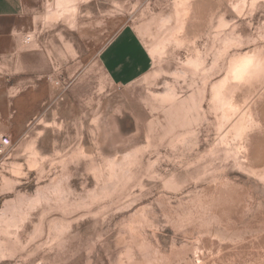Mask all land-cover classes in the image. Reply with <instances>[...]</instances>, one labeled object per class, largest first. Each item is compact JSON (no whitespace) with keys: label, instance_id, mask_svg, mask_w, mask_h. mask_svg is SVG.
Masks as SVG:
<instances>
[{"label":"rangeland","instance_id":"374dc122","mask_svg":"<svg viewBox=\"0 0 264 264\" xmlns=\"http://www.w3.org/2000/svg\"><path fill=\"white\" fill-rule=\"evenodd\" d=\"M25 36L0 264H264V0H37Z\"/></svg>","mask_w":264,"mask_h":264},{"label":"crops","instance_id":"0c3cea01","mask_svg":"<svg viewBox=\"0 0 264 264\" xmlns=\"http://www.w3.org/2000/svg\"><path fill=\"white\" fill-rule=\"evenodd\" d=\"M36 2L37 0H0L1 59H20L22 57L21 59H25L26 61V65L24 63L25 66L33 65V67H39L40 63L43 64V60H41L42 55L20 52V47L24 44V37L22 38V35L36 12ZM28 68L30 67H26V69ZM39 70H35L34 72H39Z\"/></svg>","mask_w":264,"mask_h":264},{"label":"built area","instance_id":"2783aa9c","mask_svg":"<svg viewBox=\"0 0 264 264\" xmlns=\"http://www.w3.org/2000/svg\"><path fill=\"white\" fill-rule=\"evenodd\" d=\"M33 41V37L25 36L23 39L24 44H30ZM11 146V140L8 136H4L0 142V154L5 155L6 150Z\"/></svg>","mask_w":264,"mask_h":264}]
</instances>
